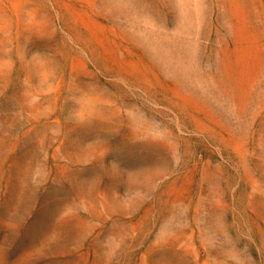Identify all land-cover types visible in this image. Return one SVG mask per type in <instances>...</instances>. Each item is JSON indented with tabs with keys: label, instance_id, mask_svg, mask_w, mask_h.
<instances>
[{
	"label": "rangeland",
	"instance_id": "1",
	"mask_svg": "<svg viewBox=\"0 0 264 264\" xmlns=\"http://www.w3.org/2000/svg\"><path fill=\"white\" fill-rule=\"evenodd\" d=\"M0 264H264V0H0Z\"/></svg>",
	"mask_w": 264,
	"mask_h": 264
}]
</instances>
